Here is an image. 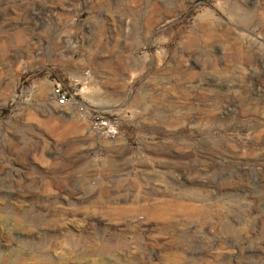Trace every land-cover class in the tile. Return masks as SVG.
Segmentation results:
<instances>
[{"label":"rangeland","instance_id":"rangeland-1","mask_svg":"<svg viewBox=\"0 0 264 264\" xmlns=\"http://www.w3.org/2000/svg\"><path fill=\"white\" fill-rule=\"evenodd\" d=\"M0 264H264V0H0Z\"/></svg>","mask_w":264,"mask_h":264},{"label":"built area","instance_id":"built-area-1","mask_svg":"<svg viewBox=\"0 0 264 264\" xmlns=\"http://www.w3.org/2000/svg\"><path fill=\"white\" fill-rule=\"evenodd\" d=\"M52 96L55 100L56 105L60 109L76 107L82 112L81 114L83 115V117H86V111H84L80 107V102L78 101V99L73 95V93L69 89L65 88L61 83H54Z\"/></svg>","mask_w":264,"mask_h":264}]
</instances>
